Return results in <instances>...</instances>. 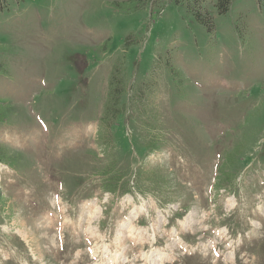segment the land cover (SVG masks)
Returning a JSON list of instances; mask_svg holds the SVG:
<instances>
[{
  "label": "rangeland",
  "instance_id": "374dc122",
  "mask_svg": "<svg viewBox=\"0 0 264 264\" xmlns=\"http://www.w3.org/2000/svg\"><path fill=\"white\" fill-rule=\"evenodd\" d=\"M217 1L0 0V264H264V3Z\"/></svg>",
  "mask_w": 264,
  "mask_h": 264
},
{
  "label": "trees",
  "instance_id": "16d2710c",
  "mask_svg": "<svg viewBox=\"0 0 264 264\" xmlns=\"http://www.w3.org/2000/svg\"><path fill=\"white\" fill-rule=\"evenodd\" d=\"M232 1L233 0H218L217 4H216L218 12L219 13H226L229 10ZM257 1L259 3H264V0H257ZM196 17H197V20L204 23L208 27L209 30H212V27H213L212 20H211V16L208 14V12H205V10L204 11L198 10L196 12ZM5 156L7 157L6 153L2 150V146L0 145V162L7 161Z\"/></svg>",
  "mask_w": 264,
  "mask_h": 264
}]
</instances>
